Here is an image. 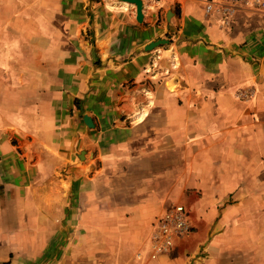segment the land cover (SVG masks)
I'll return each instance as SVG.
<instances>
[{"label":"crops","instance_id":"1","mask_svg":"<svg viewBox=\"0 0 264 264\" xmlns=\"http://www.w3.org/2000/svg\"><path fill=\"white\" fill-rule=\"evenodd\" d=\"M142 1L0 0V264H264V7ZM186 190L208 240L138 260Z\"/></svg>","mask_w":264,"mask_h":264},{"label":"built area","instance_id":"2","mask_svg":"<svg viewBox=\"0 0 264 264\" xmlns=\"http://www.w3.org/2000/svg\"><path fill=\"white\" fill-rule=\"evenodd\" d=\"M239 1V0H234ZM246 3V2H245ZM255 5L263 8L264 3L256 0ZM213 11H219L224 15V22H228L232 14L231 6H215L212 2H207L205 12L211 14ZM191 224L184 205L180 203L169 204L161 213L156 215L150 224V230L145 238L144 248L136 253V258L141 260L146 253L150 260L157 259L169 253L176 240L191 231Z\"/></svg>","mask_w":264,"mask_h":264},{"label":"rangeland","instance_id":"3","mask_svg":"<svg viewBox=\"0 0 264 264\" xmlns=\"http://www.w3.org/2000/svg\"><path fill=\"white\" fill-rule=\"evenodd\" d=\"M184 194L185 196H182L180 199L177 200V202L185 206L188 214V219L192 228L189 233L182 235L176 240L174 248L177 246L178 243H180V245H183L185 248L188 249L189 253L187 254L189 255L192 253L191 251H193L194 248H202V244H205V242L208 240L209 234H207V238L204 239L206 233L205 226L203 225L204 220L203 218L199 219V213H197L198 207L196 204H198L202 198L197 195V192H192L190 190H186ZM192 238L196 239L194 241L196 244L193 243ZM198 255L202 256L200 251L198 252Z\"/></svg>","mask_w":264,"mask_h":264},{"label":"water","instance_id":"4","mask_svg":"<svg viewBox=\"0 0 264 264\" xmlns=\"http://www.w3.org/2000/svg\"><path fill=\"white\" fill-rule=\"evenodd\" d=\"M120 1H124V2H127V3L133 4L135 6L136 20L138 22L142 21V8H143V1L142 0H120ZM170 13L171 12H169V14ZM169 14H167V18H169L168 17ZM163 41H164L163 39H160V40H157V41H153V42H150L147 46H152L153 47V46H156L157 44H159L160 42H163ZM82 118H83L84 123L88 127H93L92 120H91V118L89 116L83 115Z\"/></svg>","mask_w":264,"mask_h":264},{"label":"bare ground","instance_id":"5","mask_svg":"<svg viewBox=\"0 0 264 264\" xmlns=\"http://www.w3.org/2000/svg\"><path fill=\"white\" fill-rule=\"evenodd\" d=\"M164 41H165V40H164ZM164 41H163V42H164ZM151 47H152V46H149V48H151Z\"/></svg>","mask_w":264,"mask_h":264}]
</instances>
